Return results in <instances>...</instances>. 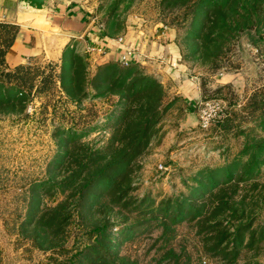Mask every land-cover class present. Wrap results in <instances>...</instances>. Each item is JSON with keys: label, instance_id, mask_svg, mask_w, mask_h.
<instances>
[{"label": "rangeland", "instance_id": "374dc122", "mask_svg": "<svg viewBox=\"0 0 264 264\" xmlns=\"http://www.w3.org/2000/svg\"><path fill=\"white\" fill-rule=\"evenodd\" d=\"M204 5L102 0L112 25L132 14L174 27L185 73L95 65L73 39L63 55L76 71L70 83L63 74L70 95L59 78L62 53L18 69L5 63L14 28L0 24V264H264V39L245 28L213 41ZM129 70L123 86H111ZM140 74L163 87L148 145L112 187L84 185L127 147L132 127L116 131L115 115L122 88ZM191 76L195 99L179 87ZM172 205L183 217L166 215ZM98 226L107 231L88 236ZM103 247L117 255L97 258Z\"/></svg>", "mask_w": 264, "mask_h": 264}, {"label": "crops", "instance_id": "0c3cea01", "mask_svg": "<svg viewBox=\"0 0 264 264\" xmlns=\"http://www.w3.org/2000/svg\"><path fill=\"white\" fill-rule=\"evenodd\" d=\"M101 2L45 0L41 8H36L21 0H0V20H9L19 26L5 52L7 64L24 63L37 55L58 59L67 42L79 39L95 65L108 61L122 63L121 55L132 49L130 63H141L149 71L162 74L185 73L174 27L132 14L121 18L120 25H112L108 18L101 17ZM59 35L62 46L57 49ZM179 87L184 89L185 96L192 94L194 99L200 96L192 76Z\"/></svg>", "mask_w": 264, "mask_h": 264}, {"label": "trees", "instance_id": "16d2710c", "mask_svg": "<svg viewBox=\"0 0 264 264\" xmlns=\"http://www.w3.org/2000/svg\"><path fill=\"white\" fill-rule=\"evenodd\" d=\"M262 1L264 2V0H205L204 9H206V15L209 17L208 25L211 28V32L215 33L213 34L214 36L211 39L217 42L220 38H222V36L230 33L233 29L236 30V32H239L245 28H250L255 31L257 35L256 41L264 39V4H261ZM107 18L108 16L106 17V20ZM0 24H7L6 26L14 28L13 33L4 42V46L1 50V52L3 53L4 61L5 63H7V61L5 60V52L13 42L19 26L18 24H15L9 20H0ZM71 44L72 42L69 41L63 48L60 63L61 70L59 73L61 84L65 85V90L67 91L68 95H70V92L73 88L72 86L66 87L67 82L63 78V74L66 72L69 74L68 83H70L72 81V78H74L76 71L73 70V64L71 61L65 64V58L63 55H65V53L69 51L68 47ZM71 52L70 59H72L73 61L75 56L72 54L73 52ZM113 63L117 62L108 61L102 63L101 65L108 68V65ZM21 64L22 63L15 64V69L20 68L22 66ZM137 64V62H131L125 65H131L127 67V69H131L132 67H134L133 65L136 66ZM12 70H14V68ZM121 72L122 75L113 78L111 86L121 87L125 84L126 78L129 77L130 70ZM47 75H49V79L52 80L51 73ZM46 79L47 78L44 76L41 79V87H43V89L45 90L48 86V84L45 83ZM117 84L119 85L117 86ZM39 92L37 93L39 94ZM162 92L163 87L160 80H157L148 74H140L138 77H135V79H133L128 86L122 88L120 97H122L123 100L125 99L124 101H122L124 105H121L118 114L115 115L116 118L114 124L117 125L116 131L119 130L121 126H124L125 130L129 129L130 126L132 127V133L127 134L128 139L130 138L127 143V147L123 146L121 148H118V150H116L117 152L115 151L116 153L112 156L110 161L100 169L96 170V172L92 174V177H84V181L88 182V184L84 185L89 186L91 182L95 181L104 182V188L112 187L117 181L120 173H122L123 171L125 172L133 158L145 149L151 137V125L156 119L154 117L157 115V111H159L158 108ZM139 93L144 94L142 100L139 101V103L135 102L134 105L129 104V102H131V100L135 96H138ZM70 129L68 128V130ZM254 156L256 157V154ZM229 173L230 172H226L224 178L227 177V174L229 176ZM218 174L220 175L221 172ZM210 178L211 180H213L212 177ZM163 211L167 216H170L172 219L177 220V217H183L185 209L183 210L182 206L172 205L163 206ZM106 228L107 226L95 227L88 234V236H100V234H104L107 231ZM98 249L100 250V252H93V254H96L95 256L97 258H111L117 255L116 252L111 253V250L105 247Z\"/></svg>", "mask_w": 264, "mask_h": 264}, {"label": "built area", "instance_id": "2783aa9c", "mask_svg": "<svg viewBox=\"0 0 264 264\" xmlns=\"http://www.w3.org/2000/svg\"><path fill=\"white\" fill-rule=\"evenodd\" d=\"M133 54V51L132 49H127L126 52H124L122 55H121V62L124 63V64H128L130 63L129 62V55ZM201 122L203 125H207L211 119V116L208 115V113H206V109H202L201 111Z\"/></svg>", "mask_w": 264, "mask_h": 264}, {"label": "water", "instance_id": "95a60500", "mask_svg": "<svg viewBox=\"0 0 264 264\" xmlns=\"http://www.w3.org/2000/svg\"><path fill=\"white\" fill-rule=\"evenodd\" d=\"M21 1H24L27 5H30L36 8H41L45 3V0H21Z\"/></svg>", "mask_w": 264, "mask_h": 264}]
</instances>
